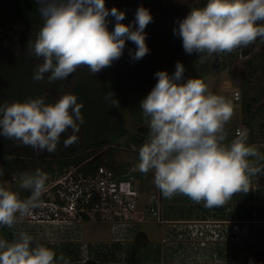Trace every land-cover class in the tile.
Listing matches in <instances>:
<instances>
[{
    "label": "clouds",
    "instance_id": "9594fccd",
    "mask_svg": "<svg viewBox=\"0 0 264 264\" xmlns=\"http://www.w3.org/2000/svg\"><path fill=\"white\" fill-rule=\"evenodd\" d=\"M42 21L27 53L37 58L34 81L67 80L79 68L96 75L111 67L123 55L126 41L136 48L133 61L149 53L145 28L153 20L149 9H137L132 24H124L126 13L105 0H35ZM115 18L114 30L108 28L109 16ZM264 0H207L204 7L192 8L178 21L174 33L182 39L186 54H199L196 66L207 57L230 54L258 39L264 41ZM185 67L177 62L173 75L158 71L157 83L141 101L142 116L148 132L138 152L137 171L153 173V183L162 196L171 199L184 195L208 209L224 206L234 194L250 191V177L261 170L249 159L264 160L245 133H237L225 144V125L233 116L231 103L209 91L201 78H184ZM119 107L112 93L106 95ZM74 94L65 93L55 103L39 97L24 102L0 104V137L12 140L35 152L53 154L61 135L67 148L76 140L83 123L82 105ZM80 123H77V122ZM12 159V157H6ZM0 175L3 169L0 168ZM16 187L30 193L21 199L17 191L0 185V228L12 230L18 218L30 217L46 189L48 174L41 169L14 177ZM0 264H70L63 254L35 242L27 232L14 233L9 241L0 235Z\"/></svg>",
    "mask_w": 264,
    "mask_h": 264
},
{
    "label": "rangeland",
    "instance_id": "374dc122",
    "mask_svg": "<svg viewBox=\"0 0 264 264\" xmlns=\"http://www.w3.org/2000/svg\"><path fill=\"white\" fill-rule=\"evenodd\" d=\"M132 1L141 2L143 7L150 10L153 16L151 23L154 30L152 32L162 43L164 39H168L170 32L178 27V21L184 19L179 15L180 10L198 0H105V3L109 10L115 7L123 11V2L131 3ZM128 6L138 9L137 3ZM9 18V10L0 5V22ZM20 31L22 29L16 30V32ZM248 47L251 48L250 55L236 57L237 54L234 52V57L226 59L222 63L224 66L219 68L214 63L216 55L207 57L199 69L196 66L199 56L187 54V58L177 62L183 63L191 78L204 80L213 94L228 100L232 97L233 91L239 89L242 92L243 104L248 100L247 97L251 100L257 99L255 103H252L253 108H259L254 126L255 129L261 128L264 131V124H262L264 123V41L258 39ZM251 56L253 60L249 65L245 63V60ZM152 70H155L154 66ZM175 70L176 65H173L172 75ZM234 75L239 80H236ZM149 93L150 91L134 94L128 102L127 123L131 129L137 122L130 115V111L133 108L142 110L141 101ZM144 126L145 124H141V127ZM15 157V161L20 164L18 171H13L12 164L3 166L5 170L3 172L10 176L5 183L6 189L16 185L12 177L25 171L29 172L30 165L39 162L37 159ZM118 160L120 163L125 161L131 163L134 157L126 154L120 156ZM261 170H264V166ZM145 177L138 202V210L141 211L138 213V221L127 230L128 235H124L123 239L117 240L116 235L121 232L125 234L126 228L122 225L114 228L110 219L105 220L100 215L71 224L37 223L36 228L25 232L38 243L53 249L57 257L63 254L70 264H83L87 257H96L99 259V264H232L238 260L245 261L251 253L264 246V217H262L264 182L259 183L256 175L252 178L251 187L252 221L241 220L249 218L250 212H246V217L237 210L235 217L228 215L234 208V199H230L225 204L230 205V208L224 212L222 211L225 205L217 207L221 210L219 213L221 215L211 212L208 215L203 213L201 215L200 208L208 209L202 206L203 203L197 204L184 195H176L171 199L162 196L163 204L159 222L146 209V204L151 205L154 201L151 197L152 193L159 190L153 183V173L149 172ZM231 225H234L235 233L230 230ZM139 231H143L148 237L145 246H139L135 241Z\"/></svg>",
    "mask_w": 264,
    "mask_h": 264
},
{
    "label": "trees",
    "instance_id": "16d2710c",
    "mask_svg": "<svg viewBox=\"0 0 264 264\" xmlns=\"http://www.w3.org/2000/svg\"><path fill=\"white\" fill-rule=\"evenodd\" d=\"M134 2L138 4V8L143 6L141 2H123L122 12H125L126 16L122 23L131 25L135 19L137 10L128 6L134 5ZM206 3L207 0L189 3L180 10L179 15L185 18L192 8L204 7ZM0 5L5 6L10 14L8 20L0 22V104L24 102L39 97L45 98L46 103H55L60 95L69 93L78 97L77 102L82 105L83 117L80 130L75 134V142L67 148L64 147V140L73 135L69 129L61 135V141L53 154H40L30 147H21L12 140L0 137V168L3 169L5 164H12L13 171H18L20 164L15 161L17 156L39 161L30 165L29 172H35L39 168L47 174L54 175L62 172L65 167L78 166L80 171L88 173L94 172L100 165L121 171L128 161L120 163L118 158L126 154L134 157L129 146L142 145L148 132L146 125L141 127L144 120L142 110L139 108L131 109L130 115L137 124L132 129L129 127L128 102L134 94L151 92L157 83L155 74L158 71H167L171 76L172 66L176 65L178 60L187 58L182 39L173 30L168 35V39H164L161 43L156 35L154 36L153 24L150 22L145 28L149 53L141 60H132L130 51L135 50L136 46L129 40L126 41L121 58L96 75L91 74L86 67H82L67 80L50 84L47 82L46 74L43 81L37 82L33 80V74L36 65L41 61L26 52L29 40L34 39L36 30L42 25L35 0H0ZM107 19L110 21L109 30H114L115 18L109 16ZM18 29L22 31L16 32ZM244 54L250 55L251 48H244ZM191 55L199 56L197 53ZM252 57L245 60V63L251 65ZM214 63L217 68L224 66L218 62V55L215 56ZM152 66L155 68L154 71ZM234 78L236 79L237 76L234 75ZM108 93H112L113 98L118 99L119 107H113L110 100L106 99ZM247 98L249 101L246 99L243 105L245 125L249 129L248 137L254 138L256 135L254 121L259 114V108L252 106L257 99ZM259 129L264 135V131ZM262 167L258 166L259 169ZM9 178V174L3 172V175H0V185L5 187ZM9 190L17 191L21 199L30 194L27 190L18 189L16 185ZM14 233L17 232L0 228V235L9 241L14 239ZM135 241L139 246H145L148 237L146 233L139 231ZM83 264H99V259L89 257ZM234 264H264V246L251 253L245 261L238 260Z\"/></svg>",
    "mask_w": 264,
    "mask_h": 264
},
{
    "label": "built area",
    "instance_id": "2783aa9c",
    "mask_svg": "<svg viewBox=\"0 0 264 264\" xmlns=\"http://www.w3.org/2000/svg\"><path fill=\"white\" fill-rule=\"evenodd\" d=\"M235 53L236 57L246 56L244 48L237 49ZM233 54L234 52L218 55V62L222 64L226 59L234 57ZM189 78L191 76L185 70L181 82H186ZM233 97L240 100L241 90L233 91ZM236 131L241 133L240 128ZM141 146L138 144L129 146L134 153V161L128 163L121 171L100 165L94 172L84 173L78 166H71L54 175L48 174L46 189L36 202L37 206L33 209L32 216L18 218L15 228L11 231L25 232L36 228L37 223L71 224L94 215H100L105 220L110 219L114 228L121 225L126 231L132 228L138 221V213L141 212L138 210V202L146 179V175L135 168ZM12 181H16L14 177ZM29 196L30 194L24 199H28ZM151 197L154 201L151 205L146 204V209L160 222L163 204L160 191L152 193ZM126 231L125 234L124 232L117 234L116 239H123L124 235H128Z\"/></svg>",
    "mask_w": 264,
    "mask_h": 264
},
{
    "label": "crops",
    "instance_id": "0c3cea01",
    "mask_svg": "<svg viewBox=\"0 0 264 264\" xmlns=\"http://www.w3.org/2000/svg\"><path fill=\"white\" fill-rule=\"evenodd\" d=\"M228 101L231 103V106L233 108V116H232L231 120L225 125V130L228 133L225 144H230L232 139H234L237 135V131H236L237 128H241L240 129L241 133H245L247 135V143L250 146H254L261 155H264V135L262 134L261 130L259 128L255 129L256 135H254V138L248 137L249 129L245 125V118H244L245 113L243 111V105L245 103L243 104L242 98L240 100H235L233 95H232V97H230L228 99ZM249 159L253 162L254 166H256V167L264 166V160H257L255 157H250ZM256 176L258 179H260V181L257 179L259 183L262 181L264 182V170L263 171L261 170ZM253 177H255V176L250 177V191L247 194L237 193V194H234L233 197L231 198V199H234V206L233 207L235 209L233 208V210L231 212H229L228 215L235 217L237 211H239L240 213H243L244 215L246 214V212H248V213L250 212L249 216H248L249 218L241 219V220L242 221H252V219H251L252 218L251 217V215H252L251 187H252V178ZM161 196H162V194H161ZM229 208H230V205H225L222 212L226 211V209H229ZM199 212L201 213V215H202V213L205 215H208L209 212L219 214V213H221V210H219L217 208L203 210L202 208H200ZM263 214L264 213H262V217H264ZM219 215H221V214H219ZM245 217H246V215H245ZM261 220H263V219H261ZM228 221H230V220H228ZM231 221H234V220H231Z\"/></svg>",
    "mask_w": 264,
    "mask_h": 264
},
{
    "label": "flooded vegetation",
    "instance_id": "af4514ba",
    "mask_svg": "<svg viewBox=\"0 0 264 264\" xmlns=\"http://www.w3.org/2000/svg\"><path fill=\"white\" fill-rule=\"evenodd\" d=\"M230 230H231L233 233H235L234 225H231ZM34 241H35V240H34ZM35 242H37V241H35ZM232 264H234V262H233Z\"/></svg>",
    "mask_w": 264,
    "mask_h": 264
}]
</instances>
